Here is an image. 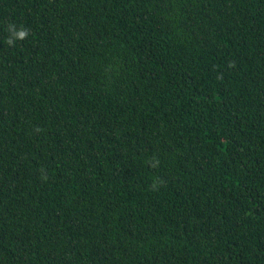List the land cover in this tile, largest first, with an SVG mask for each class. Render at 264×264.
I'll return each instance as SVG.
<instances>
[{"label":"trees","instance_id":"obj_1","mask_svg":"<svg viewBox=\"0 0 264 264\" xmlns=\"http://www.w3.org/2000/svg\"><path fill=\"white\" fill-rule=\"evenodd\" d=\"M0 264H264V0H0Z\"/></svg>","mask_w":264,"mask_h":264},{"label":"clouds","instance_id":"obj_2","mask_svg":"<svg viewBox=\"0 0 264 264\" xmlns=\"http://www.w3.org/2000/svg\"><path fill=\"white\" fill-rule=\"evenodd\" d=\"M7 31L10 33L6 41L9 46H15L16 41H23L29 36V30L27 28L22 27L17 29L15 24H9Z\"/></svg>","mask_w":264,"mask_h":264}]
</instances>
